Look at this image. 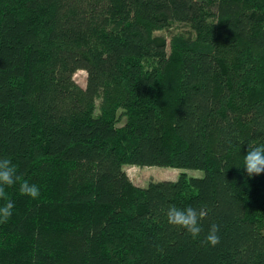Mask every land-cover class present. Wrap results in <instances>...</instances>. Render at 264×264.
<instances>
[{"label": "trees", "instance_id": "1", "mask_svg": "<svg viewBox=\"0 0 264 264\" xmlns=\"http://www.w3.org/2000/svg\"><path fill=\"white\" fill-rule=\"evenodd\" d=\"M261 144L264 0H0V158L40 189H8L0 264H264ZM171 205L205 209L197 239Z\"/></svg>", "mask_w": 264, "mask_h": 264}, {"label": "clouds", "instance_id": "2", "mask_svg": "<svg viewBox=\"0 0 264 264\" xmlns=\"http://www.w3.org/2000/svg\"><path fill=\"white\" fill-rule=\"evenodd\" d=\"M242 168L248 177L264 173V144L250 147L244 155ZM19 182V194L36 199L40 196L39 187L27 180L21 181L17 169L8 158H0V224L6 223L13 214L14 204L8 196V189ZM207 215L205 209L193 207L179 208L169 206L166 212L167 223L175 228L186 230L191 238L197 239L201 232V221ZM219 226L212 224L202 241L203 244L215 247L220 243Z\"/></svg>", "mask_w": 264, "mask_h": 264}, {"label": "rangeland", "instance_id": "3", "mask_svg": "<svg viewBox=\"0 0 264 264\" xmlns=\"http://www.w3.org/2000/svg\"><path fill=\"white\" fill-rule=\"evenodd\" d=\"M183 28H185L183 26ZM75 80L82 86L86 84V72L79 70L74 75ZM124 170L127 171L131 180L139 186H147L150 182L163 180H176L180 172H186L189 176L202 177L204 171L201 169H179L163 166H137L124 165Z\"/></svg>", "mask_w": 264, "mask_h": 264}]
</instances>
